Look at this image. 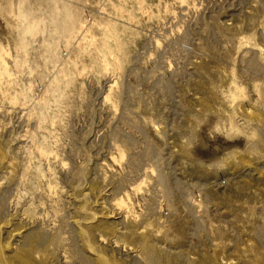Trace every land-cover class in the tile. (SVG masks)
Here are the masks:
<instances>
[{"label":"rangeland","instance_id":"1","mask_svg":"<svg viewBox=\"0 0 264 264\" xmlns=\"http://www.w3.org/2000/svg\"><path fill=\"white\" fill-rule=\"evenodd\" d=\"M1 50L3 242L127 209L155 264H264V0H0Z\"/></svg>","mask_w":264,"mask_h":264},{"label":"bare ground","instance_id":"2","mask_svg":"<svg viewBox=\"0 0 264 264\" xmlns=\"http://www.w3.org/2000/svg\"><path fill=\"white\" fill-rule=\"evenodd\" d=\"M38 25L39 24L34 21L30 22L28 29H27L28 33L32 34L36 32L37 30L36 28ZM75 31L76 30L73 29L70 33L73 34ZM81 32L80 34H82ZM74 35L75 34H73V36ZM7 59L8 58H7L6 51L1 50L0 51V76H3V77L8 75L7 66H8L9 61L7 62ZM106 99H107V96H105L104 100ZM40 101L44 102L42 97ZM38 154L40 156H43L44 152L42 150H38ZM4 165H5L4 158L0 154V168ZM7 167L11 168V164L9 162L7 164ZM10 172L12 173L13 171H10ZM0 179H2V177ZM122 206H123L122 202H118L115 205L117 209L122 208ZM126 210L127 209H125L123 213L120 212L119 214H116L117 211L116 212L112 211V213H109L110 216L105 214L104 219L103 217L100 218L99 216H96L92 213V215H89L91 217H88L85 223H82V222L73 223L75 226H73L72 228L73 236L69 244L70 249L68 253L72 255L73 259L76 261L77 264H118L116 263V261L120 259L127 263L130 262L131 264H155L152 258L154 257L153 250H152L153 248H151L152 245L151 247L147 245L140 246V250H139V249H136L135 247H132L131 246L132 244L131 245L129 244V246L126 245L123 242V240H121V239H125V240L131 239L132 237H134L133 236L134 232L129 233V234L127 233V232H131L134 230L135 223H134V218L128 213V210L127 211ZM11 214H12V211H9L8 207H6L4 212L0 214V236L1 234L3 235V229H6L8 225L11 224L12 221L15 219V218H12L13 215L11 216ZM116 215H118V218L116 219L119 220V222H116V224L119 223V225L121 226V230L123 231L125 230V232L122 233L120 236L114 235V232H113L112 236L108 237L109 235L103 234L102 230H109V229L114 228V225H115L113 222L114 220H112L111 222H108V221L109 219L114 218ZM16 224L14 226H17ZM18 224H20L19 226H22L24 222H19ZM11 226L13 225L11 224ZM23 226H24L23 229H25L26 231L29 229H34L33 227H35L29 224H25ZM35 228H37L36 230H39V229L41 230L40 227L36 226ZM135 231H138L136 232L137 233L136 236H138L141 242H144L146 238L143 235V231H140L139 228ZM117 232L115 231L116 234ZM13 233L14 231H10L7 235L8 239L11 238V241L9 244L3 242L2 236L0 237V264H66V261L62 259L61 257H57L54 260L52 259L53 255L49 250V246L54 244L55 239H57L56 237H53V236L46 237L45 233H43L41 237L34 238L33 239L34 241H33L31 240L32 236L30 237L23 236L22 234V235H18L16 238L14 237V235H12ZM139 244H142V243H139ZM108 257L114 260L109 262Z\"/></svg>","mask_w":264,"mask_h":264}]
</instances>
